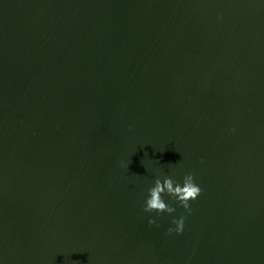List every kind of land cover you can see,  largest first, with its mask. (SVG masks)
Listing matches in <instances>:
<instances>
[{"label": "water", "instance_id": "95a60500", "mask_svg": "<svg viewBox=\"0 0 264 264\" xmlns=\"http://www.w3.org/2000/svg\"><path fill=\"white\" fill-rule=\"evenodd\" d=\"M0 264H264V0H0Z\"/></svg>", "mask_w": 264, "mask_h": 264}, {"label": "clouds", "instance_id": "9594fccd", "mask_svg": "<svg viewBox=\"0 0 264 264\" xmlns=\"http://www.w3.org/2000/svg\"><path fill=\"white\" fill-rule=\"evenodd\" d=\"M202 194V189L195 183L194 175L188 174L183 178V184L177 183L171 177H164L163 180L157 178L154 186L149 189L148 199L145 202L144 211L151 213L172 214L176 211L175 208L169 206L163 199L164 195H168L175 199L185 210L191 211V202L196 200ZM149 225H155L154 219H149ZM176 225L175 229H169L171 234L175 231L181 234L184 231L185 218L181 217L178 220H173Z\"/></svg>", "mask_w": 264, "mask_h": 264}]
</instances>
